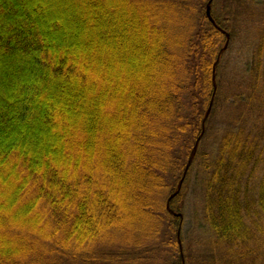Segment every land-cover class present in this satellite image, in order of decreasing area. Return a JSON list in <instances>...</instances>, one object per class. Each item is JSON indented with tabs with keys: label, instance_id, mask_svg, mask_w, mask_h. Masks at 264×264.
Segmentation results:
<instances>
[{
	"label": "trees",
	"instance_id": "1",
	"mask_svg": "<svg viewBox=\"0 0 264 264\" xmlns=\"http://www.w3.org/2000/svg\"><path fill=\"white\" fill-rule=\"evenodd\" d=\"M209 1L0 0V264H264V0Z\"/></svg>",
	"mask_w": 264,
	"mask_h": 264
},
{
	"label": "rangeland",
	"instance_id": "2",
	"mask_svg": "<svg viewBox=\"0 0 264 264\" xmlns=\"http://www.w3.org/2000/svg\"><path fill=\"white\" fill-rule=\"evenodd\" d=\"M225 1L228 5H230L228 2L232 3L233 0H223ZM257 3L260 5L262 4V0H257ZM47 5L51 8H53V3L49 2ZM229 7V6H228ZM110 8V7H109ZM231 8V7H230ZM253 11L248 10L246 6L244 5L241 8V14L236 20V25L235 28L238 29L239 31H243L240 36L237 37L236 41V50L233 51L232 57L230 58V65H235V63L238 64V61L240 59H245L247 60V44L249 41L253 40L252 35L256 34V26H263V20L261 17H258V15H251ZM251 15V16H250ZM71 17V15H70ZM236 53L238 56H236ZM239 57V58H238ZM216 124V123H215ZM197 176V169L192 173L191 178L189 182L187 181V186H186V193L185 196L178 202V207L182 210L183 213V223H182V236L183 238L188 237L191 235L195 228V217H194V212L196 210V207L200 205V200L197 194H195V184L196 180L195 177ZM197 189L199 193L201 194L200 188L197 186ZM199 206L198 208H200ZM200 226L202 227V230L200 228H197L195 231V234L192 237V246L194 249L198 247L197 241H200L202 238H208V236L203 234V223L199 222ZM197 246V247H196ZM200 251H203L202 248H199ZM194 254V252H193ZM212 256L218 257L220 254L218 252H213L211 253Z\"/></svg>",
	"mask_w": 264,
	"mask_h": 264
},
{
	"label": "water",
	"instance_id": "3",
	"mask_svg": "<svg viewBox=\"0 0 264 264\" xmlns=\"http://www.w3.org/2000/svg\"><path fill=\"white\" fill-rule=\"evenodd\" d=\"M212 1H213V0H210V1H209V4L207 5L206 15H207V17H208L213 23H215V20H214L213 17H212V10H211V3H212ZM227 47H228V44H226V46L224 47L223 50L225 51V50L227 49ZM209 113H210V110L208 111L205 120H206L207 117L209 116ZM196 149H197V146L194 148V151H195ZM181 186H182V182H181V184H180V186H179L178 191L181 189Z\"/></svg>",
	"mask_w": 264,
	"mask_h": 264
}]
</instances>
